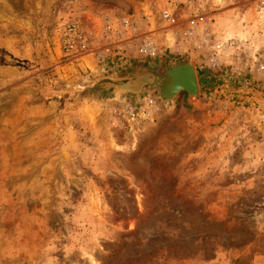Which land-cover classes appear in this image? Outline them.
<instances>
[{
  "label": "rangeland",
  "instance_id": "374dc122",
  "mask_svg": "<svg viewBox=\"0 0 264 264\" xmlns=\"http://www.w3.org/2000/svg\"><path fill=\"white\" fill-rule=\"evenodd\" d=\"M0 264H264V0H0Z\"/></svg>",
  "mask_w": 264,
  "mask_h": 264
},
{
  "label": "water",
  "instance_id": "95a60500",
  "mask_svg": "<svg viewBox=\"0 0 264 264\" xmlns=\"http://www.w3.org/2000/svg\"><path fill=\"white\" fill-rule=\"evenodd\" d=\"M185 78L187 83H184ZM112 80L117 82L116 84H109L115 96L130 95L134 99L140 98L147 88H156L159 100L163 103L172 102L182 92L187 93L191 98H194L198 92L195 70L188 60L169 66L165 75L141 73V76H134L130 80L117 78Z\"/></svg>",
  "mask_w": 264,
  "mask_h": 264
},
{
  "label": "built area",
  "instance_id": "2783aa9c",
  "mask_svg": "<svg viewBox=\"0 0 264 264\" xmlns=\"http://www.w3.org/2000/svg\"><path fill=\"white\" fill-rule=\"evenodd\" d=\"M130 21L128 19H125L123 21L120 22V34L121 35H125L127 32H129L128 28L130 26ZM111 29V26L108 27V30ZM82 39V43H81V49H84L86 47L85 42ZM153 47H152V43L149 40L144 39L143 40V44L139 47L138 49V53L140 54H146V55H150L153 52ZM108 51V50H107Z\"/></svg>",
  "mask_w": 264,
  "mask_h": 264
},
{
  "label": "bare ground",
  "instance_id": "6f19581e",
  "mask_svg": "<svg viewBox=\"0 0 264 264\" xmlns=\"http://www.w3.org/2000/svg\"><path fill=\"white\" fill-rule=\"evenodd\" d=\"M189 63H190V61H189ZM190 64H191V63H190ZM184 81H185L184 83H187V79H186V78L184 79Z\"/></svg>",
  "mask_w": 264,
  "mask_h": 264
}]
</instances>
